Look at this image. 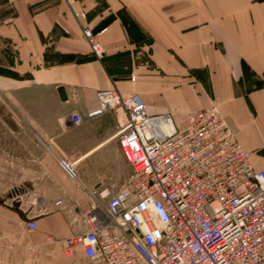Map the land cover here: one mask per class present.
<instances>
[{
  "label": "crops",
  "instance_id": "crops-1",
  "mask_svg": "<svg viewBox=\"0 0 264 264\" xmlns=\"http://www.w3.org/2000/svg\"><path fill=\"white\" fill-rule=\"evenodd\" d=\"M0 39L17 74L0 76V89L18 121L15 150L0 148V207L10 214L0 224L1 264L85 260L66 238L90 216L107 220L97 192L131 172L114 136L120 112L87 116L98 90L137 93L149 115L167 113L175 128L215 104L253 167H264V0H0Z\"/></svg>",
  "mask_w": 264,
  "mask_h": 264
},
{
  "label": "built area",
  "instance_id": "built-area-1",
  "mask_svg": "<svg viewBox=\"0 0 264 264\" xmlns=\"http://www.w3.org/2000/svg\"><path fill=\"white\" fill-rule=\"evenodd\" d=\"M82 31L101 57L92 31ZM96 98L87 116L120 112L114 136L131 172L122 186L97 192L107 220L90 216L85 231L66 238L82 249V264H264V167H253L217 105L188 113L175 128L169 114L149 115L137 93L113 87ZM59 165L76 176L65 158Z\"/></svg>",
  "mask_w": 264,
  "mask_h": 264
},
{
  "label": "rangeland",
  "instance_id": "rangeland-1",
  "mask_svg": "<svg viewBox=\"0 0 264 264\" xmlns=\"http://www.w3.org/2000/svg\"><path fill=\"white\" fill-rule=\"evenodd\" d=\"M6 40L0 39V76L12 75L16 76V72L12 70L14 67V53L10 49ZM15 104L8 100L0 89V148L13 151L16 148L18 142L17 132V117L14 111ZM10 217V214L6 213L0 207V224L1 220H5ZM8 229L0 227V237L8 235ZM27 235V234H24ZM1 240H0V264L3 254L1 253Z\"/></svg>",
  "mask_w": 264,
  "mask_h": 264
},
{
  "label": "bare ground",
  "instance_id": "bare-ground-1",
  "mask_svg": "<svg viewBox=\"0 0 264 264\" xmlns=\"http://www.w3.org/2000/svg\"><path fill=\"white\" fill-rule=\"evenodd\" d=\"M163 129H165V131L168 129V127L167 126H165V127H163Z\"/></svg>",
  "mask_w": 264,
  "mask_h": 264
}]
</instances>
